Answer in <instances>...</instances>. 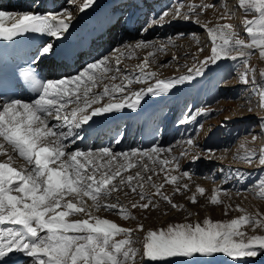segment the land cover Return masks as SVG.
Wrapping results in <instances>:
<instances>
[{
  "label": "snow or ice",
  "instance_id": "snow-or-ice-1",
  "mask_svg": "<svg viewBox=\"0 0 264 264\" xmlns=\"http://www.w3.org/2000/svg\"><path fill=\"white\" fill-rule=\"evenodd\" d=\"M95 3L96 0H69L79 13H84ZM213 7V3L185 4L183 0H177L172 9L163 11L142 26L140 35L144 37L150 28L163 27L177 20L201 25L200 16ZM236 8L246 15L254 14V18L246 19L242 25L247 40L240 38L227 23H217L213 27L208 26L211 21L203 23L210 53L203 60L193 56L195 64L184 65L188 69L187 75L169 79H158L156 72L145 71L155 62L157 53L166 52L167 45L163 41L156 44L143 38L129 45L134 50H149L138 65V73L121 71L118 58L113 65L111 57H101L85 64L75 74L42 79L32 66L56 54L58 45L55 42L67 39L76 16L69 7L42 13L0 10V41L16 42V38L26 34L49 38L29 60L27 69L10 81H0V89H3L0 90V156L6 157L0 162V264H7L13 256L21 254L29 258L28 264H139L138 254L146 264H174L175 258H181L182 264H210L214 254L232 258L233 264H251L247 258L264 254V215L259 213L256 216L241 214L229 222L206 219L203 224L179 223L165 229L149 230L144 236L142 252L133 247L136 243L132 238L133 229L120 227L98 215L103 211L115 212L125 219L131 217L118 196L114 198L115 202H108L114 193L120 192L126 197L129 193L138 196V201L131 204L132 208H159V201L166 202L172 209L182 208L162 191L164 183L152 181L158 171L165 172L163 180L173 184L175 192L189 189L188 184L178 183L176 175L169 179L168 173L179 171L180 160L195 147L193 136L186 138L189 147L180 156L171 155V146L165 148L158 142L147 148L127 151H115L112 147H73L83 139L84 126L91 127L97 122L94 118L121 113L125 109L136 111L146 96H166L172 89L202 78L212 69H222L225 62L232 64L243 84L253 85L247 90L258 97L256 107L264 110V91L248 65L249 58L257 52L264 60V0H238ZM228 15L230 13H223L220 19ZM5 21H10L9 27L5 26ZM189 35L196 36L195 33ZM173 39L169 37L168 43ZM114 51L119 53L118 49ZM176 59L173 56V60ZM241 65L245 69L243 72H240ZM159 66L163 68L168 64ZM260 76L264 79V70ZM118 79L121 83H114ZM105 80L113 83L104 84ZM124 81L128 85L147 86L132 90ZM101 84L102 91H96ZM24 88L34 93L27 100L8 94L9 89L22 92ZM245 103L248 112L255 110L251 106V97L246 98ZM200 112L203 110L198 109L197 113ZM195 120L196 113H192L179 123ZM259 127L260 135L264 136V117L260 118ZM199 128L202 125L196 129L197 133ZM257 138L252 136L253 141ZM122 140L123 135H118L113 138V144L119 145ZM204 151L209 158L215 152L214 149ZM162 153L165 157L159 158ZM17 157L22 158L23 164L14 167ZM199 158V154L193 156V160ZM242 159L252 164L256 153L250 151ZM258 162L264 165V150H261ZM130 169L136 171L129 172ZM185 176H189L187 170L181 173V177ZM144 183H149L154 192L146 193ZM258 188L257 195L264 199V179L259 181ZM196 191L203 194L205 190L198 187ZM220 191L228 192L227 189L217 190L210 198L212 205L222 203L218 199ZM154 196H158L159 201L154 200ZM190 199L192 203L197 202L195 195ZM236 210L243 213L239 205ZM224 214H228V208ZM248 229L253 234H249ZM258 229L262 230L261 234H254ZM137 230L143 232V224L137 225Z\"/></svg>",
  "mask_w": 264,
  "mask_h": 264
},
{
  "label": "rangeland",
  "instance_id": "rangeland-1",
  "mask_svg": "<svg viewBox=\"0 0 264 264\" xmlns=\"http://www.w3.org/2000/svg\"><path fill=\"white\" fill-rule=\"evenodd\" d=\"M24 1L25 0H22V2L16 4L14 0H10L7 4H20L26 11L39 8L37 0L31 1L30 4H25ZM3 2H5V0H0V4ZM127 2L128 5H126L124 11L119 13L115 20V29H118V27H120V29H127L128 19L133 17L137 18L136 14L139 10L135 11L134 9L137 2L134 0H127ZM176 2L177 0H168L166 3L160 2V9L156 12L153 7L149 6L145 10V16L140 20V23L138 25L136 24L137 26L134 24L127 29V38L123 37L117 40L112 36H108L107 40L110 43V49L95 60H99L101 57H112L111 59L114 65L118 58L120 60L121 71L127 70L130 74L138 73V65H141L143 57L147 55L149 50H134L129 47V45L134 44L142 38L160 44L159 40L161 38L154 39V37L162 36L164 44L167 45L166 52L157 53L155 62L151 63L149 68L145 69V71L156 72L157 76L163 75L167 71H173L177 76L187 75L188 69L184 67V65L193 66L195 64L193 56L196 57V60H203L210 53V44L208 43L207 33L204 28L199 27L198 24L194 27L192 24L195 22L192 21H188L190 24H187V22L177 20L167 25L173 27L172 32L169 30V32H164L163 35H161L163 26L159 27L154 34H147L144 37L140 35L141 26H144L150 19L153 17L155 18L163 11L172 9V6ZM183 2L185 4H215V7L206 9L200 16L201 25L208 21H211V24H209L210 26H215L217 23L221 22H223L221 24L227 23L233 27L240 38L247 40L242 25L246 19L254 18V14L250 12L246 15L243 11L237 10L236 5L238 4V0H183ZM54 3L60 5L59 9L71 5L69 4V0H43L40 6L47 4L46 6L51 7L55 5ZM153 3L156 2L154 1ZM152 11L155 13H152ZM225 12L230 13V15L226 16L224 19H220ZM179 33H184L185 36L180 37L178 36ZM192 33H195L196 36L193 37L189 35ZM169 37L174 38L171 43H168ZM116 38H118V34ZM201 48H203L204 51H200ZM117 49L119 53L114 51ZM135 51H137L140 57V63L137 62L136 64L130 61L135 58ZM173 56L177 57V59L173 60ZM170 61L171 63H169ZM225 63L226 66L222 69H212L202 78H196L191 82H187L185 86H183L187 88V97L180 100V102H175L173 100L165 103L157 112L158 118L153 120L156 126L153 128L154 138L151 144L153 145L158 142L165 148L171 146V155L180 156L181 152L189 147L185 142L186 138L190 135L194 137L195 147L192 148L189 155L180 160L179 171L172 170L168 173L169 179L171 175H176L179 184H188L189 189L187 191L182 189L179 193L175 192L173 184L164 182L163 177L165 176V172L158 171L157 175H153L152 183H164L162 191L171 196L174 203L178 205L181 203L183 207L181 211L180 208H178L179 210L172 209L166 202L159 201L158 196H154L153 199L160 202V206L162 207L160 213H155L157 208H149L147 210L132 208L131 204L139 199L138 196L132 193H129L127 197L123 192L114 193L113 198L108 201L110 203L115 202L114 198L118 196L120 204L131 213V217H134V219L131 217L125 219L115 214V212L106 213L107 215H111L108 218H111L115 223L118 222V226L133 229L132 238L136 241L133 247L138 249V252H142L143 250V234L145 231L140 232L137 228H133V225L143 224L144 230L147 228V232L149 230L155 231L164 229L162 228L163 224L161 225L162 222L171 223L172 225L179 223L196 224L198 222L203 224L206 219L212 222H229L239 217L241 214L256 216L259 213L264 215V199L257 195L259 191V181L264 179V165H260L258 162L261 150H264V136L260 135L261 129L259 127L260 118L264 117V110L256 107L258 97L252 95V92L247 90L253 88V85L243 84L239 78V74L233 69L232 64L228 62ZM161 64H168V66L161 68L159 66ZM84 65L85 63L82 64L80 69ZM248 65L254 70L255 80L257 84L262 86L261 90L264 91V79L260 76V72L264 70V68L260 62L258 52L249 58ZM155 66H159L160 69L155 70ZM244 70L245 69L241 65L240 72ZM75 73L76 72H73L72 74ZM163 78L166 77H160V79ZM108 82V80H105L103 83L107 84ZM124 84L130 89L133 88L132 90H139L141 87H146L139 83L128 85L127 81H124ZM102 88L103 84H101L100 88L96 89V91H101ZM248 97L252 99L251 106L255 108L253 112L247 111L248 105L245 103V99ZM198 109H202L203 112L197 113ZM192 113H196L195 122L187 124L179 123L185 116H189ZM225 117H229L232 121L225 124ZM124 125V122L118 123L116 126L118 130L115 129L112 133H107L106 136L108 134H110V136H107L106 139L103 137L102 142H94L91 148L112 147L114 149L113 138L121 134L123 135L122 142L127 138L125 134L126 126ZM199 125H202V128H199V132L197 133L196 129ZM253 135L258 137L255 141L252 140ZM139 140L140 137L135 136L136 143L134 142L132 144L133 146L131 145L130 148L127 146L126 150L124 148L121 151L138 149L140 147L145 148L139 145ZM88 148L90 147L86 145L82 149ZM205 149H214V155L209 158L208 154L204 151ZM114 150L116 151V149ZM250 151L256 153V159L252 164L245 163L242 159L246 157ZM196 154H199L200 158L193 160V156ZM165 155L166 154L162 153L159 158H164ZM21 159L22 158L17 157L16 164L20 163ZM0 161H4V157L0 156ZM17 167H19L18 164ZM165 167L167 168L168 166ZM185 170L189 172V176L180 177L181 173ZM135 171L136 169L129 170V172ZM127 174L128 173H124V175ZM198 187L205 190L203 194L196 191ZM223 189H227L228 192L225 194L223 191H220L218 199H220L222 203L212 205L210 200L211 196L215 194L217 190ZM144 190L146 193L154 192L149 183H144ZM193 195L196 196V203L191 202L190 198ZM237 205H239L240 209H243V213L236 210ZM226 208H228L227 215L224 214ZM154 213L157 214L158 217L156 216L154 217L155 219L152 220V215H154ZM171 216L174 218L171 222H168L167 220ZM76 218L80 217H69V219ZM128 222H130V225L125 226L124 224H128ZM166 226L167 225H165V227ZM248 232L249 234H253L251 229H248ZM261 232L262 230L258 229L254 234H261ZM119 238L120 237L117 239ZM136 259L139 264H146L144 260H141L139 254ZM247 259L251 261V264H264V254ZM28 260L29 258L24 260L22 264H28ZM148 264H151V262H148ZM174 264H182L181 258H175ZM210 264H233V262L232 258L226 257L223 254H214L210 260Z\"/></svg>",
  "mask_w": 264,
  "mask_h": 264
},
{
  "label": "bare ground",
  "instance_id": "bare-ground-1",
  "mask_svg": "<svg viewBox=\"0 0 264 264\" xmlns=\"http://www.w3.org/2000/svg\"><path fill=\"white\" fill-rule=\"evenodd\" d=\"M9 1L10 0H5V2L1 3L0 4V10H4L6 12H11V13H31V12H41L42 13V12H47V11H58V10H60L59 9L60 5L56 4V3H54L55 5L51 6V7L46 6L47 4H45L44 6H40V4L42 3L43 0H37L39 8L32 9V11H26V9L20 4L15 5V3L17 4L18 2H22V0H14L15 1V3L13 2L14 4H10V3L7 4ZM31 1H34V0H25L24 2H25V4H28V3L30 4ZM134 1L137 2V5H135L136 7L134 9H135V11H137V10H139V11H137L138 13L136 14L137 18L133 17V18L128 19L127 29L132 27L134 24L138 25L140 23V20L143 19V17L145 16V14H144L146 12L145 10L149 6L153 7L154 11L156 12L160 9V5H159L160 2L166 3L168 0H134ZM154 1L156 3H153ZM78 2H81V0H78ZM127 3H128L127 0H96L95 5L92 8L87 9L84 13L77 12L75 5H69V8H70V10H72L73 15L76 16V20L73 22V24L75 25L74 31L77 33L75 38L76 39L82 38L83 29L85 26L93 25L94 27H97L99 25L100 21H102L108 17H109V21H110L109 25L102 28V31L100 32V36L102 38L104 37V34L106 35V39L102 40V45L109 43V41L107 40L108 36H112L114 39H117V40H119L120 38H123V37L127 38V35H128L127 29H120V27H118V29H115L116 28V26H115L116 21L115 20L118 17L119 13L121 11H124L126 5H128ZM38 5H36V6H38ZM131 5H133V4H131ZM139 6H140V8H139ZM129 7H131V6H129ZM154 11H152V13ZM221 23H223V22H221ZM187 24H190V23L187 22ZM141 25H143V24H141ZM165 25L162 28V31H161L162 34L161 35H163L164 32H167V31L169 32V30H171L170 32L173 31V27L167 26L169 24H165ZM192 25L195 27L197 25V23L196 24L194 23ZM5 26L9 27L10 21H5ZM188 26L190 27L191 25H188ZM208 26L213 27L210 25H208ZM199 27H202V26L199 25ZM158 28L159 27L150 28L148 34H154ZM242 29H243V27H242ZM117 34H118V38H116ZM157 38H161L159 40V42L163 41L162 36H157L156 38L154 37V39H157ZM94 41L99 42L100 39L97 38ZM129 44H131V43H129ZM80 59H83V57L79 56L78 60L75 62V65H71L68 61L62 59L61 56L59 55V52L57 51L55 55L42 59L40 64H41V66L48 68L49 72L52 74V77L50 79H58L60 76H66V75L72 74L73 72H76V71L70 72L68 70H70L71 68L75 69V68L80 67L81 66ZM139 59H140V57L138 56L137 51H135V58L130 60V61L136 64L137 62H139ZM260 62L262 64V67L264 68V60H261V58H260ZM129 66H132V65H129ZM159 69H160L159 66H155V70H159ZM161 76L166 77L163 79H169L172 77H179L173 71H167L165 74L157 76V78L160 79ZM120 82L121 81L118 79L114 83H120ZM111 83H113V82L109 81L107 84L110 85ZM145 86H147V85H145ZM187 95H188L187 88L183 87V88L172 89L170 91V93L166 96H162V97H151L150 95L146 96L144 98V100L142 101L140 108L137 109L136 111H131L129 109H125L121 113L106 114L103 117L94 118L97 120V122L95 124H93L91 127H88L87 125L84 126L83 130L81 131V135L83 136V139L77 141V143L75 145H73V147H77L79 149H82L84 146L87 145L88 147L91 148L93 146L94 142L95 143L96 142H102L103 137H104V139H106L107 136H110V134H108L107 136H106V134L112 133L113 130L117 129L116 126L118 125V123L124 122V124H125L124 126H126V130H125L126 133L125 134L127 135L126 136L127 138L119 145L114 144V149H116V151H121L124 148L126 150L127 146H129L128 148H130L131 145L135 142V136L140 137V140L138 141V142H140L139 145L147 148L150 146L152 139L154 138L153 128L156 125L153 122V120H156L158 118V116H157L158 110H160V108L165 103L173 101V100L175 102H180V100H183L184 98H186ZM231 121H232V119H230L229 117L224 118L225 124H228ZM103 133H104V135H103ZM90 148H88V149H90ZM140 148H138V149H140ZM91 149H93V148H91ZM5 159H6V157H4V160ZM0 162H3V161H0ZM17 164H18V166L23 164L22 159H21V162L17 163ZM17 164L14 163L13 166L17 167ZM179 179H181V178H179ZM197 180H196V182H197ZM152 191H154V189ZM161 205H162V203H161ZM180 205H181V203H180ZM182 208H180V211ZM161 209H162V207L160 206L159 208H157L155 210V213H160ZM106 213L107 212L102 211L101 213H98V215H100L101 218L108 219L111 222H114L111 218H108L111 215L110 214L107 215ZM155 213H154V215H152V220H154L155 219L154 217L157 216V214H155ZM173 218L174 217L171 216V217H169V219L167 221L171 222V220H173ZM163 221H165V220H163ZM116 223H118V222H116ZM162 224H163L162 228H164V229L168 225H172L171 223H165V222H162L161 225ZM124 225L128 226V225H130V222H128V224L126 223ZM165 225H167V226L165 227ZM134 227L137 228V225H133V228ZM146 229L147 228H145V230H144L145 231L143 234L144 236L146 235ZM26 259L27 258L24 257L22 254L16 255V256H13L12 260L7 261V264H22V262Z\"/></svg>",
  "mask_w": 264,
  "mask_h": 264
}]
</instances>
